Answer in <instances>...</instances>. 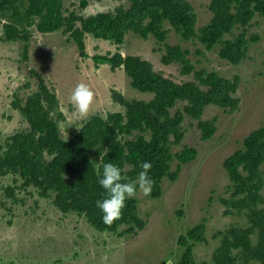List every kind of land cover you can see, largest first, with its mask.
Listing matches in <instances>:
<instances>
[{
	"label": "trees",
	"instance_id": "obj_1",
	"mask_svg": "<svg viewBox=\"0 0 264 264\" xmlns=\"http://www.w3.org/2000/svg\"><path fill=\"white\" fill-rule=\"evenodd\" d=\"M78 2L80 10L88 6L87 0ZM126 2V7L114 12L83 17L64 10L62 0H0L2 41L21 43L23 63L29 59L32 33L61 31L68 35L81 58H88L86 35L120 47L130 33L144 41L154 40L161 53V65H177L181 76L193 75L192 81L178 83L155 71L139 56H124L119 51L95 55L91 60L96 68L106 65L112 72L122 69L133 90L151 94L152 98L127 100L112 91V100L121 112L90 116L63 138L59 123L65 117L56 94L41 75L30 70L37 80V90L24 100L13 98L11 102V108L18 111L27 127L7 137L0 146V178L13 176L11 185L0 187V207H5V200L19 202L16 190L32 188L40 198L50 199L60 213L83 217L99 233L136 236L147 224L139 216L136 196L126 201L119 220L110 226L102 222L96 202L104 198L98 184L103 164L117 165L122 176L132 181L142 171L143 162L151 163L153 187L148 197L159 199L162 181H177L182 167L197 156V151L187 146L172 152V147L179 146L184 138L185 119L195 121L201 140L208 141L216 131V118L202 120L205 108L214 106L227 113L239 109L238 77L230 80L215 72L195 70L190 51L168 44L167 39L173 32L183 42L196 43L206 52L219 46V58L236 66L245 59L248 43L258 41L257 36L247 37L255 18L264 32V0H209L211 18L198 30L196 13L187 0ZM235 30L239 34L234 35ZM173 162L176 168L172 171ZM222 166L229 181V196L219 199L224 215L242 216L246 226L233 225L213 235L219 244L212 252L211 264H264V117L261 126L243 139L241 148ZM176 215L183 217L184 213L178 210ZM205 222L202 219L177 238L176 245L182 252L173 264H208L197 263L194 258L195 245L207 243Z\"/></svg>",
	"mask_w": 264,
	"mask_h": 264
},
{
	"label": "rangeland",
	"instance_id": "obj_2",
	"mask_svg": "<svg viewBox=\"0 0 264 264\" xmlns=\"http://www.w3.org/2000/svg\"><path fill=\"white\" fill-rule=\"evenodd\" d=\"M187 1L196 13L195 30H198L211 18L207 8L209 0ZM87 3L88 6L80 10L78 0H62L64 10L83 17L127 6L126 0H87ZM258 21L255 18L247 32L248 38L257 36L258 41L248 43L245 59L236 66L219 58V46L206 52L196 43L183 42L173 32L168 35V44L190 51L189 59L195 70L215 72L230 80L238 77L240 102L234 113L214 106L205 108L202 120L216 118V131L208 141L201 140L195 121L185 119L184 138L179 146L172 147V152L191 147L197 151L196 159L182 167L177 181H162L159 199L153 200L137 191L139 216L147 221L143 231L136 236L99 233L83 217L60 213L50 199L40 198L32 188L18 189L19 202L5 200V207H0V264H165L167 259L173 264L182 252L176 245L177 238L202 219L206 221L207 243L195 245L194 258L197 263L211 264L212 252L219 244L218 239H212L213 235L233 225L246 226L242 216H225L219 199L229 196V181L222 166L224 160L241 148L243 139L261 126L264 117V32ZM1 25L0 146L7 137L27 127L18 111L11 108V102L13 98L24 100L37 90V80L30 70L41 75L56 94L59 110L65 117V121L59 123L63 138L68 137L69 129H79L90 116L105 117L108 113L121 112L122 108L112 100V91L127 100L152 98L151 94L133 90L122 69L112 72L106 65L96 68L91 60L95 55L119 51L124 56H139L150 62L155 71L178 83L193 80L192 74L181 76L177 65H161V53L152 38L144 41L130 33L120 47L86 35L84 44L88 58L79 57L73 42L61 31L45 35L32 33L29 59L23 63L21 43L2 41ZM237 34L239 31L235 30L234 35ZM198 50L202 53L198 54ZM80 83L94 93V102L84 116L75 114L70 102L72 91ZM175 168L176 162H173L171 170ZM12 181L10 175L0 178V187L11 185ZM261 195L264 198V187ZM178 210H182L183 217H177Z\"/></svg>",
	"mask_w": 264,
	"mask_h": 264
},
{
	"label": "clouds",
	"instance_id": "obj_3",
	"mask_svg": "<svg viewBox=\"0 0 264 264\" xmlns=\"http://www.w3.org/2000/svg\"><path fill=\"white\" fill-rule=\"evenodd\" d=\"M70 102L75 109V114L87 115L94 102V93L86 84L80 83L72 91ZM140 167L142 171L137 179L127 181L122 176L120 167L113 163L103 164L98 184L104 190V198L96 202V207L102 213V222L105 225L110 226L121 218L126 201L134 198L138 190L145 196L151 194L153 180L149 172L152 164L143 162ZM165 264H172V260L167 259Z\"/></svg>",
	"mask_w": 264,
	"mask_h": 264
},
{
	"label": "crops",
	"instance_id": "obj_4",
	"mask_svg": "<svg viewBox=\"0 0 264 264\" xmlns=\"http://www.w3.org/2000/svg\"><path fill=\"white\" fill-rule=\"evenodd\" d=\"M40 35V34H39Z\"/></svg>",
	"mask_w": 264,
	"mask_h": 264
}]
</instances>
